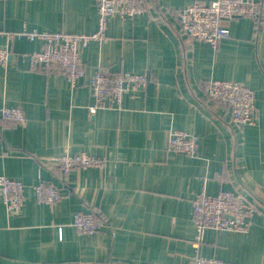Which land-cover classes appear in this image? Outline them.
<instances>
[{
    "label": "crops",
    "instance_id": "obj_1",
    "mask_svg": "<svg viewBox=\"0 0 264 264\" xmlns=\"http://www.w3.org/2000/svg\"><path fill=\"white\" fill-rule=\"evenodd\" d=\"M214 0H147L135 20L110 19L108 38L80 50L86 75L75 88L55 71L31 69L42 40L27 31L93 34L98 0H0V110L23 109L22 125L0 113V176L22 182L25 202L7 212L0 192V264H187L193 254V200L203 191H236L256 205L248 234L208 230L202 255L234 264H264V0L262 17L229 23L214 50L186 38L177 14ZM147 73L146 90L123 107L90 114L91 82L99 69ZM211 80L236 81L256 92L257 126L238 127L231 112L207 98ZM171 130L199 137L197 156L169 149ZM86 153L104 168L74 169L57 161ZM56 186L61 201L37 204L32 187ZM96 210L106 224L93 235L72 226Z\"/></svg>",
    "mask_w": 264,
    "mask_h": 264
},
{
    "label": "built area",
    "instance_id": "obj_2",
    "mask_svg": "<svg viewBox=\"0 0 264 264\" xmlns=\"http://www.w3.org/2000/svg\"><path fill=\"white\" fill-rule=\"evenodd\" d=\"M262 9V0H214L208 4L194 3L178 12V25L186 38L208 43L217 50L220 42L229 38V23L232 20L248 18L258 22L262 17ZM148 11L147 0H98L97 30L93 34L25 30L14 34V37L25 36L30 41L42 40L43 48L29 55L31 69L64 74L71 87L75 88L86 75L80 50L91 42L103 44L107 40L108 25L112 17L118 16L124 21H133ZM10 58V49L0 48V66L6 67ZM150 81L147 73L110 72L99 69L91 82L94 103L89 108L90 114L95 115L99 110L122 108L126 95L146 90ZM206 93L208 100L231 112L232 120L238 127H253L259 124L256 92L248 86L236 81L211 80ZM0 113L5 120L16 124L22 125L26 122L25 113L18 106H3ZM168 147L173 152L195 157L198 153L199 137L187 131L171 130ZM57 161L63 176H67L74 169L104 168L107 164L105 158L86 153L63 155ZM25 189L26 186L22 182L0 176V192L7 212L13 214L21 210L25 202ZM32 189L37 204L53 207L61 201V193L53 184L40 181ZM255 212V204L236 191H221L214 196L205 191L197 194L193 200V254L187 264H234L201 254L205 234L208 230L248 234L250 219ZM105 224L106 221L101 219L96 210L78 212L72 222V226L81 235H93Z\"/></svg>",
    "mask_w": 264,
    "mask_h": 264
},
{
    "label": "bare ground",
    "instance_id": "obj_3",
    "mask_svg": "<svg viewBox=\"0 0 264 264\" xmlns=\"http://www.w3.org/2000/svg\"><path fill=\"white\" fill-rule=\"evenodd\" d=\"M243 195V194H242ZM244 196V195H243ZM246 197V196H245ZM247 198V197H246ZM248 199V198H247ZM249 200V199H248ZM256 206V205H255ZM256 212H257V208H256ZM256 212H255V214H256ZM255 214L251 217V219H250V221H251V225H252V223H253V219H254V217H255ZM251 225H250V227H251ZM227 232V231H226ZM229 233H235V232H229Z\"/></svg>",
    "mask_w": 264,
    "mask_h": 264
},
{
    "label": "trees",
    "instance_id": "obj_4",
    "mask_svg": "<svg viewBox=\"0 0 264 264\" xmlns=\"http://www.w3.org/2000/svg\"><path fill=\"white\" fill-rule=\"evenodd\" d=\"M218 234H221V233H219V232H217ZM223 233H225V232H223ZM202 254V253H201ZM204 256V255H203Z\"/></svg>",
    "mask_w": 264,
    "mask_h": 264
}]
</instances>
